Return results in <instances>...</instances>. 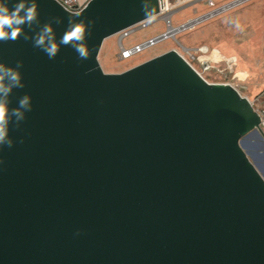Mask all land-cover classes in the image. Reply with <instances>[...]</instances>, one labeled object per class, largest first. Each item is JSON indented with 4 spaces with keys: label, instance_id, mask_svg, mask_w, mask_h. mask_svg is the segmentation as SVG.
<instances>
[{
    "label": "water",
    "instance_id": "1",
    "mask_svg": "<svg viewBox=\"0 0 264 264\" xmlns=\"http://www.w3.org/2000/svg\"><path fill=\"white\" fill-rule=\"evenodd\" d=\"M36 2L60 51L50 60L31 39L0 42V63L23 61L9 107L32 97L0 148V264H264V169L248 148L264 132L250 100L175 49L103 70L105 40L159 15L160 0H89L78 12ZM70 17L94 22L88 60L59 44Z\"/></svg>",
    "mask_w": 264,
    "mask_h": 264
},
{
    "label": "rangeland",
    "instance_id": "2",
    "mask_svg": "<svg viewBox=\"0 0 264 264\" xmlns=\"http://www.w3.org/2000/svg\"><path fill=\"white\" fill-rule=\"evenodd\" d=\"M85 1V0H84ZM88 1V0H87ZM186 0L175 8L171 20L173 26L187 23L197 17L234 0ZM167 31L163 19L151 22L147 27L133 32L123 39L126 47L144 42ZM173 38L158 42L129 59H121L120 35L107 38L99 54V61L107 73H118L158 56L168 50L184 46H207L219 59L205 69L196 63L198 70L209 82L232 83L239 92L257 104L264 93V0H245L240 4L207 18ZM230 61V62H229ZM230 64L232 68L230 67ZM264 140L252 138L248 148L264 166ZM251 144V145H250ZM258 161V162H259Z\"/></svg>",
    "mask_w": 264,
    "mask_h": 264
},
{
    "label": "clouds",
    "instance_id": "3",
    "mask_svg": "<svg viewBox=\"0 0 264 264\" xmlns=\"http://www.w3.org/2000/svg\"><path fill=\"white\" fill-rule=\"evenodd\" d=\"M78 16L79 14H77ZM53 19L56 24L61 23L58 17ZM93 24V21L74 23L72 17H70L68 28L60 37L59 44L71 46L77 53L79 60H88L90 53L85 44ZM25 26L32 30L34 35L29 37L24 30ZM37 27L39 30H36ZM21 37L25 41L31 39L33 47L43 51L50 60L55 59L60 51L55 40L52 23H44L40 26L36 0H18L11 8L8 0H0V42H15ZM22 68L23 61H17L14 67L0 63V148L5 145L11 148L14 144L11 139H8V125L13 118H15V126L19 128L20 124L26 119V113L32 110V97L29 94H25L19 99L17 107H9L10 100L8 98L13 89H23L25 87L21 72ZM93 70L89 69L85 74L87 75ZM20 142L23 143V140ZM0 163H3V161L0 160Z\"/></svg>",
    "mask_w": 264,
    "mask_h": 264
},
{
    "label": "built area",
    "instance_id": "4",
    "mask_svg": "<svg viewBox=\"0 0 264 264\" xmlns=\"http://www.w3.org/2000/svg\"><path fill=\"white\" fill-rule=\"evenodd\" d=\"M61 4L69 11L71 12H78L82 10L85 5L87 4V0H59ZM186 1V0H160V14L151 18L144 20L134 26H131L127 29L122 30L118 34L120 35V53L119 56L121 59H129L133 56L142 53L146 49L155 46L158 42H161L168 38H173L177 41L176 35L180 32H183L189 28H192L190 26H187V23H183L179 26H173L172 24V14L175 12V8L179 5V3ZM209 5L211 7L215 6V2L213 0L209 1ZM220 10L218 8L212 10L209 12L210 17L215 16L216 14L220 13ZM157 19H163L165 20L167 24V31L163 32L162 34L149 38L148 40L137 43L131 47H126L122 43L123 39L130 36L133 32L147 27L151 22ZM196 25V24H195ZM176 30L175 34L171 35L170 31ZM180 48H174L205 80H207L200 70H198L196 63L204 66L205 69H208L210 66H212L210 63H216L219 59L215 56V51L211 52L207 46H198L195 48L184 46L183 44L179 43ZM200 62V63H199ZM230 62V61H229ZM233 64H230V67L232 68ZM208 81V80H207ZM209 82V81H208ZM227 83V82H226ZM233 85L232 83H230ZM234 86V85H233ZM235 87V86H234ZM238 89L237 87H235ZM239 91V90H238ZM257 104L255 105L254 102L250 101L252 103V106L254 109L258 112L261 118V127L264 132V93H263V100L257 99Z\"/></svg>",
    "mask_w": 264,
    "mask_h": 264
},
{
    "label": "bare ground",
    "instance_id": "5",
    "mask_svg": "<svg viewBox=\"0 0 264 264\" xmlns=\"http://www.w3.org/2000/svg\"><path fill=\"white\" fill-rule=\"evenodd\" d=\"M175 32H176V30H172V31H170V34L171 35H173V34H175ZM251 145V144H250ZM250 150V149H249ZM257 157V156H256ZM258 159V158H257ZM259 161V160H258ZM259 163H260V165L263 167V169H264V166L262 165V163L259 161Z\"/></svg>",
    "mask_w": 264,
    "mask_h": 264
},
{
    "label": "crops",
    "instance_id": "6",
    "mask_svg": "<svg viewBox=\"0 0 264 264\" xmlns=\"http://www.w3.org/2000/svg\"><path fill=\"white\" fill-rule=\"evenodd\" d=\"M232 2V1H231ZM223 6V5H222ZM208 14V13H207Z\"/></svg>",
    "mask_w": 264,
    "mask_h": 264
}]
</instances>
